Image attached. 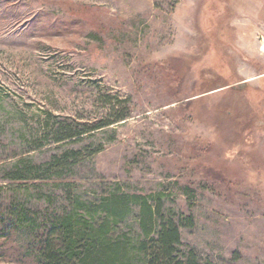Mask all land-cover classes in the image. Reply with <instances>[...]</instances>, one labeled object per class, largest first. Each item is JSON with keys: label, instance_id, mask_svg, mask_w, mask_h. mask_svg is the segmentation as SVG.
I'll return each instance as SVG.
<instances>
[{"label": "rangeland", "instance_id": "374dc122", "mask_svg": "<svg viewBox=\"0 0 264 264\" xmlns=\"http://www.w3.org/2000/svg\"><path fill=\"white\" fill-rule=\"evenodd\" d=\"M112 194L158 198L203 264H264V0H0V264Z\"/></svg>", "mask_w": 264, "mask_h": 264}, {"label": "trees", "instance_id": "16d2710c", "mask_svg": "<svg viewBox=\"0 0 264 264\" xmlns=\"http://www.w3.org/2000/svg\"><path fill=\"white\" fill-rule=\"evenodd\" d=\"M110 123H100L98 127ZM65 130V135L63 131L57 134L58 141L85 132ZM68 158L63 155L55 161L57 165H65ZM34 169L26 167L24 170L33 172ZM21 176L18 174V178ZM137 202L141 206L137 215L142 236L135 242L136 250L131 251L126 239L113 238L112 232ZM161 209L158 198L151 200L139 194L103 197L98 208L89 207L86 218L77 213L56 218L41 243L39 261L41 264H203L195 249L182 248L179 224L166 218ZM96 212L103 214L98 224L92 220ZM18 214V220L27 218L22 212ZM187 222L192 224L193 218L189 216Z\"/></svg>", "mask_w": 264, "mask_h": 264}]
</instances>
